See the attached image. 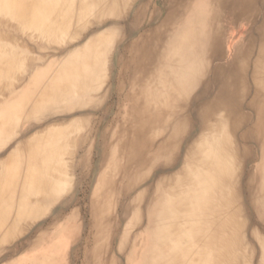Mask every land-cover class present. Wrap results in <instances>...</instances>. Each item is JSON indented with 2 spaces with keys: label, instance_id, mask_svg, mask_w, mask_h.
<instances>
[{
  "label": "bare ground",
  "instance_id": "obj_1",
  "mask_svg": "<svg viewBox=\"0 0 264 264\" xmlns=\"http://www.w3.org/2000/svg\"><path fill=\"white\" fill-rule=\"evenodd\" d=\"M0 264H264V0H0Z\"/></svg>",
  "mask_w": 264,
  "mask_h": 264
}]
</instances>
